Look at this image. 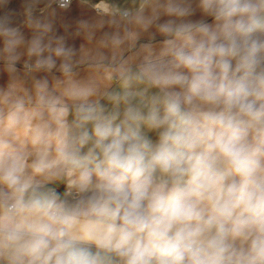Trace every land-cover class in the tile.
I'll use <instances>...</instances> for the list:
<instances>
[{
  "label": "clouds",
  "instance_id": "obj_1",
  "mask_svg": "<svg viewBox=\"0 0 264 264\" xmlns=\"http://www.w3.org/2000/svg\"><path fill=\"white\" fill-rule=\"evenodd\" d=\"M11 2L0 264H264V0Z\"/></svg>",
  "mask_w": 264,
  "mask_h": 264
},
{
  "label": "crops",
  "instance_id": "obj_2",
  "mask_svg": "<svg viewBox=\"0 0 264 264\" xmlns=\"http://www.w3.org/2000/svg\"><path fill=\"white\" fill-rule=\"evenodd\" d=\"M118 3H123V0H117ZM49 2L37 6L36 15L41 18H48L54 20V30L56 35L58 36H66L67 43L71 46H75L77 50H79L80 46L83 44L87 48H91L94 46L93 43L87 42L83 36H75V32L77 30L78 21L84 19H91L94 16V13L91 12L89 8L84 5H81L79 0H72V4L67 10H61L58 8L56 3H52L47 6ZM9 7L17 9L19 11H23L22 4L14 2L9 5ZM55 10V16H52V12ZM24 35L27 38H30L32 33L28 29H24ZM159 38V37H158ZM142 43H146L147 36L142 38ZM17 69L21 72L23 71V58L20 63L16 65ZM3 65L0 64V86L4 85L8 80V76L6 73L3 72ZM81 76L93 75L94 73L89 69L85 71L83 67L77 69ZM39 75H44L40 73ZM57 75H59L57 73Z\"/></svg>",
  "mask_w": 264,
  "mask_h": 264
},
{
  "label": "rangeland",
  "instance_id": "obj_3",
  "mask_svg": "<svg viewBox=\"0 0 264 264\" xmlns=\"http://www.w3.org/2000/svg\"><path fill=\"white\" fill-rule=\"evenodd\" d=\"M14 2H17V3L22 4V0H12L11 3H14ZM47 2H49V0H39L37 6H39V5H43V4L47 3Z\"/></svg>",
  "mask_w": 264,
  "mask_h": 264
}]
</instances>
